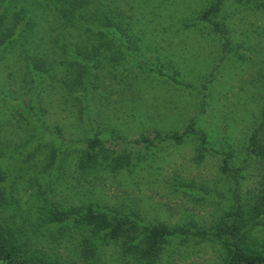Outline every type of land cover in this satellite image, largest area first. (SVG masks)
Returning <instances> with one entry per match:
<instances>
[{"label": "rangeland", "instance_id": "374dc122", "mask_svg": "<svg viewBox=\"0 0 264 264\" xmlns=\"http://www.w3.org/2000/svg\"><path fill=\"white\" fill-rule=\"evenodd\" d=\"M257 1L219 0L207 15L218 0H83L75 17H89L92 30L73 22L52 33L97 46L80 62L73 92L29 75L15 46L0 51V187L31 241L73 264H225L222 240L193 232L169 237L154 258L123 255L109 241L82 262L78 233L43 212L91 205L207 231L237 203L246 209L264 190L261 169L243 152L262 104ZM87 154L92 161L79 166ZM257 215L247 241L263 250L264 210Z\"/></svg>", "mask_w": 264, "mask_h": 264}, {"label": "trees", "instance_id": "16d2710c", "mask_svg": "<svg viewBox=\"0 0 264 264\" xmlns=\"http://www.w3.org/2000/svg\"><path fill=\"white\" fill-rule=\"evenodd\" d=\"M82 3L83 0H0V51L6 53L9 47L15 46L17 51L19 50L20 64H24L30 71L29 75L35 73L42 79L43 85L59 83L63 87L68 83L70 92L75 91L73 88L79 85V64L83 60L87 61V58L90 59L89 56H94L97 46L92 42L86 46L87 40L82 38L80 40L86 42L85 46L79 45L78 42L68 44L60 33H52L59 25L62 30L73 22L80 23L79 26L75 25L77 29L85 27V30L91 31L92 23H88L89 17H85L83 21H78L75 17L74 12L82 7ZM219 3L218 0V4L215 3L207 9V15L217 10ZM255 6L264 11V0H258ZM50 7H53L59 17L48 13ZM110 24L112 23L109 20L105 22V25ZM55 50L59 51L58 55L49 59L48 55L51 51L56 53ZM59 71L64 72V76L72 73V78L60 76ZM262 90L259 117L243 149L248 156L244 160L253 161L261 169L257 186H264V80ZM87 141L92 146L100 143L97 137ZM229 156L230 152H225L221 168L223 172L230 170L226 164ZM90 157L91 154H87L86 158L81 159L79 166H87L92 161L89 160ZM234 171L236 174L233 177L238 178L239 169ZM12 197V193L0 187V264H73L61 256H51L45 248L38 246L37 240H30L31 235L26 234L29 227H24L22 220H17V212L9 210L14 200ZM246 203V209H242L237 203L227 210L212 228H207V231L169 227L162 222H143L137 213L130 215L115 210L106 211L91 205L67 208L48 206L43 214L46 215L45 219L52 223L66 225L69 233L72 230L78 233L76 245L82 262H86L95 253L97 246L109 241H118L123 255H130L138 260L154 258L169 237L193 232L201 239H221L225 264H264V248L253 249L247 241L248 233L255 225L252 221L264 210V190L258 197ZM244 212H247L248 218L242 215ZM60 226L59 230H62L64 227L61 226L60 229Z\"/></svg>", "mask_w": 264, "mask_h": 264}]
</instances>
